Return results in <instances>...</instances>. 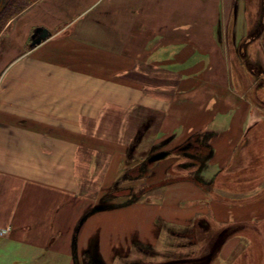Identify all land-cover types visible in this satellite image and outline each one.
Segmentation results:
<instances>
[{"label": "crops", "instance_id": "obj_1", "mask_svg": "<svg viewBox=\"0 0 264 264\" xmlns=\"http://www.w3.org/2000/svg\"><path fill=\"white\" fill-rule=\"evenodd\" d=\"M235 2L37 0L9 20L0 32V264H137L158 257L175 224L188 232L210 225L209 209L218 220L230 213L213 187L248 169L247 144L264 119L241 87L252 84L255 61L264 83V15L255 8L242 22ZM199 133L219 164L214 183L202 184L219 207L202 198L193 211L176 209L183 196L167 195L88 209L100 184L116 186L145 156L147 169L174 159L159 168L168 176L177 160L169 151ZM261 196L247 203L246 222L264 218Z\"/></svg>", "mask_w": 264, "mask_h": 264}, {"label": "rangeland", "instance_id": "obj_2", "mask_svg": "<svg viewBox=\"0 0 264 264\" xmlns=\"http://www.w3.org/2000/svg\"><path fill=\"white\" fill-rule=\"evenodd\" d=\"M8 2L9 0H0V15L1 11L2 13L5 11ZM235 4L239 8L238 17L242 22L243 20L246 21L245 18L250 15L251 12H255V5L253 3L251 4V0H236ZM246 7L248 8V11ZM12 18L13 17L11 16L10 18L7 17L4 20H0V29L2 27L4 28ZM1 21L4 22L2 23ZM223 30L227 31L226 27H224ZM245 31H247L246 26L242 32L240 29L239 35H244ZM238 46H240V44ZM239 62L243 64V62ZM254 67V69L257 70L260 69L258 68L259 66L254 65ZM240 68L242 67L240 66ZM254 69L252 71L253 78H250L252 84H244L243 81H241L240 83H243L244 86H241L240 83H238V89L241 91L243 90V87L248 88L247 96H250L249 98H251L253 103L256 104V107L252 110V114L255 113L258 117H264V88L259 87V83L262 81V78L257 77V70L253 73L255 71ZM241 73H243L242 70H239L238 75H241ZM239 78L242 77L240 76ZM240 86L242 88H240ZM192 102L193 101H191V103ZM214 132L215 131L212 130V134ZM254 134L255 136L252 135L254 136V142L250 145L251 147L247 146L246 148L247 152L251 153V158L253 160L251 167L252 165L255 167H253V173H247L249 170L245 169L236 173H230L231 171H229L227 176L224 177L226 179L222 182L223 186L221 187L215 185V189L213 187L215 192H213L211 187H208L207 185V187H202L204 182L213 180V176L219 170L217 168L219 164L216 165L211 163L214 156L213 142H211V139L207 138L206 146L203 150L204 154L202 153V156L197 155L195 157L190 155V159H193L201 165L199 171L191 173L189 172V169L175 168L170 169L167 176V173L165 175V170L163 169V171L159 168L168 165V163H170V161H174V159L169 160V162L166 161V164H157L153 168L148 167L147 169L144 165H142L146 159L145 156L141 160L137 161L135 164V166H137L136 169H133L132 167L133 170L131 172L120 173L118 175L116 186L114 185L115 183L111 187L108 186V183L105 185L100 184V189H96L93 193V203H89L91 205L88 209L90 211L95 208L97 209L99 207L98 203L100 200H103L105 203L109 202L107 204L101 203L104 206L110 207L124 206L127 203L137 200L145 202L148 198H153L152 200L161 203L167 195L184 197H180L181 200L174 203L175 206H173L174 204L172 205V207L176 209H178V206H190V209L193 211L192 208L198 206L197 204L201 203L199 200H202V198H205V200H207V204L210 206L219 207L220 204L218 202L210 201L213 200L210 199L212 195L207 194L206 192L208 190H212L214 197L216 199L223 200L224 208L230 210V213H225V215L224 213L222 214L223 220L216 219L215 215L212 214L214 211L209 209V214L206 216V219L207 217L208 219L206 221H208L210 225H198L197 221L196 225L191 229H187L190 231L186 232L183 228H181L182 226H177L175 224V226H173L175 229L168 231L165 230L161 234L163 239L161 238V243H159L160 250L159 253H157L158 257L155 255L156 257L152 260H147L144 257L137 260V264L140 262L142 264H161L162 261L172 259H176V262L178 263L186 262L189 264H264V218H262L260 222L256 220L246 222L247 220H245V218L248 217L247 207L250 209L251 206H247V203L249 204L253 201H257L259 198L261 199V193L264 191V119L255 126ZM155 135L157 136L156 132L154 134L149 133L147 139L143 141L139 150L141 151V148L143 149L146 145V149L151 147L154 140L157 138ZM252 136H250L251 139ZM133 141L134 138L128 140V142H130L128 144V148L129 146L132 147ZM159 144V146L162 145L161 142ZM127 151L130 152V149H127ZM252 151L256 153V155H259L256 156L258 157L256 160H254ZM131 153L132 152H130V154ZM136 154L137 152H133V156H130L132 157V161L138 159V154ZM213 168H217V170L212 171L211 169ZM152 169V173L154 174L150 173ZM193 175L194 177H192ZM190 176L192 178H190ZM181 180H189L195 187L192 185L193 187L188 188L184 187V184L177 183ZM210 182L214 183V180ZM173 183H175V185H173ZM103 195H105L107 199H114H111V202L109 200H105V198L101 199ZM97 200L99 201L97 202ZM255 207H259V204ZM237 212H239L238 215ZM247 226L249 227L248 230H246ZM253 227H256V232L251 229ZM258 229L259 231H257ZM224 242H227L228 245L226 251L222 253L220 250ZM143 249L144 251H150V248L147 245H144ZM153 253H156V251H153ZM89 262L92 263L93 261H87L86 263L88 264Z\"/></svg>", "mask_w": 264, "mask_h": 264}, {"label": "flooded vegetation", "instance_id": "obj_3", "mask_svg": "<svg viewBox=\"0 0 264 264\" xmlns=\"http://www.w3.org/2000/svg\"><path fill=\"white\" fill-rule=\"evenodd\" d=\"M255 5V8L257 10V14L259 15V17L262 19L263 15H264V0H251V4ZM256 29H254L250 35H253L255 33ZM253 39H251L250 41H252ZM248 42H246V39H243V41L240 43V48H245V50L247 49L248 46ZM243 54H246L243 53ZM246 60H248V56L245 55ZM249 61V60H248ZM254 65H258L259 63L258 61L255 62H251ZM259 87L264 88V83H259ZM209 139V135L204 133H199V134H195L193 135L191 138L187 139V141H185L182 145H180L179 147H176L174 150H170V157H174L176 158V163H174V165L171 166L170 169H177V168H183V169H190V170H194V171H199V169L201 168V165L198 164L196 161H194L193 159H190V155L195 156H202V153L204 154V149L206 146V139ZM250 142V141H249ZM248 142L247 145H251Z\"/></svg>", "mask_w": 264, "mask_h": 264}, {"label": "trees", "instance_id": "obj_4", "mask_svg": "<svg viewBox=\"0 0 264 264\" xmlns=\"http://www.w3.org/2000/svg\"><path fill=\"white\" fill-rule=\"evenodd\" d=\"M35 1H37V0H9L5 11H3V13L1 11L0 20H4L7 17L10 18L11 16L14 17V16L18 15L26 7H28L29 5H31ZM1 22L3 23L4 21H1ZM2 28L0 29V31L2 30ZM260 122H258V123H260ZM252 155L254 156V160H256L258 158L256 156H259V155H256V153H254L253 151H252ZM251 164H252V161H251L248 169H245V170H249L247 173H250V172L253 173L252 170H254L253 169L254 166L252 165V167H251ZM248 229H249V227L247 226L246 230H248ZM251 229L254 230V232H256V227H253ZM257 231H259V229Z\"/></svg>", "mask_w": 264, "mask_h": 264}, {"label": "water", "instance_id": "obj_5", "mask_svg": "<svg viewBox=\"0 0 264 264\" xmlns=\"http://www.w3.org/2000/svg\"><path fill=\"white\" fill-rule=\"evenodd\" d=\"M46 35V31L45 30H43L42 31V37H44ZM40 42V38H38V39H36L34 42H33V44H35V43H39ZM157 158V157H156Z\"/></svg>", "mask_w": 264, "mask_h": 264}]
</instances>
